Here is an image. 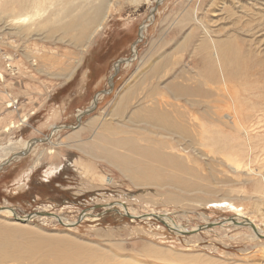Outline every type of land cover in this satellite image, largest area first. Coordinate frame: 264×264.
Returning a JSON list of instances; mask_svg holds the SVG:
<instances>
[{"label":"rangeland","instance_id":"374dc122","mask_svg":"<svg viewBox=\"0 0 264 264\" xmlns=\"http://www.w3.org/2000/svg\"><path fill=\"white\" fill-rule=\"evenodd\" d=\"M110 1L103 29L82 53L81 45L58 34L31 31V35L22 37L0 29V208H12L17 217L45 212L59 216L66 226L77 223L74 227H63L55 219L37 217L30 223L18 224L22 228L14 233L15 239L27 248L40 249L38 258L45 257L48 261L60 258L56 264H68L66 260L70 264H264V239L254 238L255 233L242 222L245 217L264 231V189L258 177L264 175V0ZM193 9L211 37L230 48H226L224 62L230 97H222L221 103L190 96L176 100L174 91L168 88L171 80L185 86L198 84L201 90L198 93L208 87L220 88L218 84L211 85L208 79L209 73L214 72V64L202 61V55L194 51V43L206 36L204 32L192 22L179 28L176 25L186 14L190 20ZM141 29H145L143 36ZM185 37L189 41L177 49ZM128 39L126 58L117 59L118 46L123 41L128 43ZM105 41L101 50L106 51L92 64L93 73V47ZM78 60L80 63L69 80L58 78L61 62L65 67ZM121 61H128V65L117 81L112 74L118 71ZM155 64L161 67L156 71L161 80L147 78L128 111L143 104L146 108L159 104L168 109L173 104L181 111L186 107L189 114L185 118L200 130L221 132L220 145H208L223 150L215 152L217 155L199 143L193 145L197 144L195 148L204 157L170 150L173 140L154 136L155 132H149L152 129L140 132L147 139L164 140V151L182 155L191 172L182 177L197 186L194 191L175 184L135 187L106 162L87 156L89 152L100 153L98 149H88L92 137L100 133L96 126L92 131L77 133L76 138L71 136L80 125L82 130L86 124L89 127L91 120L108 119L105 115L122 89L140 84ZM88 68L87 86H93L97 76L106 75L110 68L111 73L102 87L96 90L89 87L81 94L76 91L75 82ZM175 75H180V79ZM170 90L173 92L169 93ZM146 94L149 97L144 100ZM95 97L98 98L92 106ZM231 98L238 106L243 125L248 124L247 138L216 122L211 117L212 110L207 115L202 108L188 107L185 101L218 106L229 105ZM88 109L90 113L84 114ZM254 114L263 126L254 125L251 129L255 132L250 129L256 122ZM118 122L127 124L121 119ZM61 142L64 144L58 145ZM28 145L29 149L19 154L27 156L25 159L17 162L20 156L12 160L19 152L15 148ZM157 163L155 160L153 165ZM12 164H16V169L6 171ZM32 166L30 175L13 183L17 173ZM229 166H236L239 172L236 174ZM154 171L151 175L161 172L157 166ZM162 173L174 176L176 170L168 168ZM122 205L136 216L131 219L124 216ZM82 212L87 215L78 221ZM149 214L161 219L166 215L168 222L187 232L210 223L226 224L184 236L169 230L166 220L137 219ZM231 219L239 224L233 225ZM12 222L10 217L0 215V235L7 239L12 238L7 230Z\"/></svg>","mask_w":264,"mask_h":264},{"label":"bare ground","instance_id":"6f19581e","mask_svg":"<svg viewBox=\"0 0 264 264\" xmlns=\"http://www.w3.org/2000/svg\"><path fill=\"white\" fill-rule=\"evenodd\" d=\"M0 5H1L0 29L3 30L5 29L7 32L9 31L8 33L13 32L15 35L22 37L31 35L30 34L31 31H34L37 34H39V32L41 33L44 32L46 34H51V35L58 34L60 35L61 38H67L69 40H73L75 44L81 45L79 50H81L82 53L85 50H87V48L91 44L90 42L93 41L95 35L100 30L103 29L104 24L108 19L109 9L111 8L112 4L110 0H0ZM197 14H198L197 10L193 9L192 14L190 15L191 17L190 20L187 19L189 15L186 14L183 18H181V21L179 23L176 22L175 23L179 28V25L186 26L187 24H189V22L190 23L192 22L196 24L199 27V29H201L204 32L206 36L202 37L200 41L198 40V42L195 41L196 43H194L195 46L194 51L196 52L198 51L202 55L201 56L202 61H208L214 64V72L209 73L208 79L210 84L213 83L216 86L218 84L220 88L208 87L207 91L198 93V91H201L199 89L198 84L194 86H190V85L185 86L183 83H178L176 82V80L175 81L171 80L169 81L170 84L168 88L173 90L175 93L171 90H170L171 92L169 93L173 92L174 99L176 98V100L181 99L184 96L185 97L190 96V98L192 97L211 98V102L215 100L217 103H221L222 97H228V98L230 97V93H229L230 84L228 79L229 77L226 73V67L224 66L225 53L227 52L226 48H228V50L230 48L228 47L227 44L224 45L219 40L211 37L207 28L203 25L202 19L199 18ZM168 20H169L168 22H170V19ZM142 30L143 29H141V31ZM144 30L143 32H141L142 36L144 35ZM164 34L165 33H163V35ZM186 40H188L187 37H185V39H182V42L178 44L176 48L177 49L180 48L184 43V41ZM135 54L136 51H134V56ZM79 63L80 62L78 60L76 63H72L64 67L63 66L64 63L61 62L62 68L59 70L58 78H60L64 82L66 80H69L73 75L76 67L79 65ZM125 64H128V61H125ZM151 67L148 69L146 75L144 74L146 79H143V81L140 84L134 83L133 86L127 85L124 89H122L123 91L118 95L116 102L112 106V109L107 113V115H105L106 117H109L108 119L103 117L100 118L96 117L97 119L88 122L89 127L86 124V128L83 129L82 127V130H80L81 129V125H80V127L76 130V133H73V135L71 136L73 138H76V136H78L76 135L77 133H82L83 131L89 132L90 130L92 131L93 128L96 126L100 130V133L92 137L93 143H91L88 149L89 150L98 149L100 153L95 154L94 152H89L87 156H91L90 158L92 159H97L106 162L107 164L112 166L115 170H117L122 175L123 178L127 179L128 182H130L135 187L147 186L150 184H160L162 187L163 186L171 187V185L175 184L185 188L187 191L188 190L194 191L196 190L197 186L193 183H190L192 181H188L187 179L182 177V175L184 174L191 173L189 172V169L186 166V163L182 155L177 153L176 154L168 153L164 151V147H165V143L163 142L164 140L163 141H159L155 139L150 140L144 136H141L140 132L147 133V131L152 129V131L150 130L149 132L152 133L155 132L154 136H158L164 139L170 138L173 140L174 144L172 146L169 145L170 150H176L177 152L184 153V155L191 153V155H196V156L200 155V157L201 156L204 157L203 155H201L202 151L200 152V150L195 148L197 144L195 147L193 145H195V143H199L205 146V148L207 147L209 149V152H213V153L222 152L223 150L221 149H216V150L212 149V147L215 144L220 145L219 142L221 141H218L220 140L219 136L221 135L219 128H221L222 126L219 127L218 128L219 130L217 131L215 130L206 131L205 129L200 130L199 128H197L198 126H195L193 124L192 120L190 121L188 118H185L188 117L187 115L189 114V112H187L186 107H184V110L181 111L180 109L178 110L177 108H175V106L173 107V104L172 107H170L169 109L159 104L151 105L150 107L146 108L145 104H143V106L139 107L137 110L128 111L129 109L128 107H131L133 101H137L136 97L139 95L138 92L143 90V85L146 83L147 78L153 80V78L160 77L156 73V71H158L161 67L157 64H155L154 67L152 68ZM161 77L159 78L160 80ZM174 77L180 79V75H175ZM136 78L138 77H133L132 79H136ZM156 86H159V84H157ZM158 88L159 87H155V89ZM148 97L149 95L146 94L144 100L148 99ZM97 98L98 97L94 98L92 106L95 105ZM153 100H155V98ZM190 100L187 99L185 100L188 103L187 105L188 107L202 108L207 115L212 113L213 115L211 117L216 122H219L221 125L227 128L228 130L230 131L235 130V132L240 133V135L244 136V138L248 137V133L250 131L249 127H247L248 124L247 126L243 125L244 123H242L237 110L238 106L236 107V102L232 98L231 101L229 100L230 101L229 105L220 104L221 106L220 105L216 106V104L202 105L201 103L200 104L202 106H199L195 100H192L195 101L194 103ZM166 104H169V102ZM209 109L212 110V112L209 113L208 112ZM81 114L82 112H80V115ZM244 118L247 121L248 118L246 117ZM118 119H121V121H126L127 124L125 125V122H122L124 123V125H122L121 122L120 123L118 122ZM254 119H256V122L251 124L250 129L254 125H257L258 127L261 125L260 120L258 119V115H255ZM198 122L200 124V120ZM250 122H252V120H250ZM112 123H115L116 125L122 127L115 128L114 126L116 125L114 124L112 125ZM199 126H201V124ZM8 129H4V131H8ZM68 139H70V137ZM63 144L64 143L61 142L58 145H63ZM208 145H211L212 147H208ZM29 147L30 146L28 145L27 147L24 146L23 148H19V147L15 148V150H19V152L13 155L12 160L19 158L21 156L19 154L28 150ZM119 150H123L122 153H120ZM155 160L156 162H158L157 163L158 165L157 164L153 165ZM144 164H146L145 167L143 166ZM156 166L161 170V172L160 173L158 172L155 175H151V172L154 171V168ZM236 166L235 167L229 166V167L237 174L239 170ZM168 168L170 169L174 168L176 170L174 176H170V175L166 176L165 174L162 173V171L164 172ZM258 177H260V182L262 183V187L264 189V175L260 174L258 175ZM182 178L185 180H183ZM207 189L210 188L207 187ZM121 207L124 206L122 205ZM124 210H125L124 214L131 216V218H134L136 216L132 212L128 211L127 208H125ZM0 215H4L5 217H10L11 220H13L14 222V223L12 222L13 224L10 223L11 225L8 224L9 228H7L9 232L8 234L12 237L11 239H7L4 236L0 235V264L58 263L60 258L58 259V261L57 260L48 261L46 260L45 257L38 258L37 255L41 253L40 249L27 248L21 242L15 239L16 236L14 235V233L18 232L19 228H22L21 225L18 226V224L30 223L34 218L37 217H31L29 221H25L24 219L25 216H23V218L18 217L20 220L17 221L14 219L15 216L13 215V213L8 210L0 211ZM86 215L87 213H85L83 216L86 217ZM151 215L153 214H149V216ZM165 216L166 215H164V218H162L161 220L165 221L166 220ZM242 219H244L242 222H246L249 228L250 226L248 225L247 222L253 224L252 221L245 219V217H243ZM59 221L62 220H60L59 218L58 222ZM165 222L169 224L171 229L177 230L180 233L187 232L183 228L177 227V225L175 226L170 222H168L167 220ZM3 223L6 224L5 222ZM253 225L256 229V234H253L254 238H257V234L264 236V231H261L255 224ZM35 258H37L36 261ZM27 261L29 262L27 263ZM66 262L68 264L71 263L68 260H66ZM89 263L92 264L91 262Z\"/></svg>","mask_w":264,"mask_h":264},{"label":"crops","instance_id":"0c3cea01","mask_svg":"<svg viewBox=\"0 0 264 264\" xmlns=\"http://www.w3.org/2000/svg\"><path fill=\"white\" fill-rule=\"evenodd\" d=\"M119 29H121L122 30V28H119ZM124 37H126V36H124ZM128 41V43L127 42H122V44H120V46H118V52L116 53V55H115V57H117V59H120V60H122V59H124V58H126L125 56H126V54H125V52L124 51H129V49L127 48V45L129 46L130 45V41H129V39L127 40ZM104 44H101V43H97V44H95V46L93 47V56H91V69H92V72L94 73V71H93V63H97V61H98V59L101 57V55L103 54V53H105V51L106 50H104V49H102L101 50V47H103V45H105L106 44V41L105 42H103ZM116 59V60H117ZM100 60V59H99ZM127 65L128 64H125V61H121L120 62V65H119V68H118V71H115L112 75L113 76H115L116 77V80L118 81V80H120L121 78H122V76H123V74H124V72H125V69H126V67H127ZM112 68V67H111ZM111 68L110 69H108V71H107V73H106V75H104V74H100L99 76H97V79H96V81H95V84L93 85V86H89V84H88V86H87V83H88V75H89V73H90V70H89V68L88 69H86V71H84V73L81 75V77H79V78H77V82H75V89H77L76 91L77 92H79V91H81L80 93L82 94V92L84 91V90H86V88H88L89 89V87L91 88V90H96V89H98V88H100V87H102V85H103V83H104V81H105V78L107 79V78H109V74L111 73ZM94 77V75L91 77V78H93ZM74 85V84H73ZM77 95H80V94H77ZM93 99V97L91 98V100ZM91 100H90V102H91ZM27 156H21L18 160H16L17 162L18 161H20V159H25ZM22 161V160H21ZM16 164L14 165V164H12V166L10 167V168H8L6 171H8V170H11V169H13V170H15L16 168ZM32 169H34V166H32V167H29L28 169H24V170H22V171H20L19 173H17L16 175H15V177H14V179H13V183L15 184L16 183V180H22L26 175H30L31 173H32ZM13 184V185H14Z\"/></svg>","mask_w":264,"mask_h":264},{"label":"water","instance_id":"95a60500","mask_svg":"<svg viewBox=\"0 0 264 264\" xmlns=\"http://www.w3.org/2000/svg\"><path fill=\"white\" fill-rule=\"evenodd\" d=\"M91 109H88L84 112V114H88L90 113ZM83 115V114H82ZM105 207V206H104ZM98 208V207H96ZM3 210H8L10 212L13 213V215L15 216L14 219L19 221L20 219L15 215V211L12 209V208H7V207H1L0 208V211H3ZM86 212V211H85ZM85 212H82L81 215L79 216L78 218V221H81L83 218H84V214ZM15 213V214H14ZM126 216L127 218H130L131 219V216L129 215H124ZM17 217V218H16ZM31 217H46V218H53L55 220H59V216H56L55 214H52V213H45V212H36V213H33V214H29V215H26L25 216V221H29L31 219ZM154 218L156 220H158L159 222H162L161 221V216H158V215H151V216H147V215H144V216H141V217H137V219H146V218ZM21 218V217H20ZM23 218V217H22ZM230 222L233 224V225H237L238 223L234 221V219H231ZM59 223L60 225H62L63 227H74L77 223H74L73 226H66L64 224L61 223V221L57 222ZM248 225L250 226V228L252 229V231L256 234V229L254 227L253 224H251L250 222H247ZM225 221L224 222H218V223H210V224H207V225H203V226H199L197 227L196 229L194 230H191L190 232H185V233H180L179 231L177 230H174V229H169L171 231H173L174 233L178 234V235H184V236H191V235H194L198 232H201V231H205V230H209L211 228H216V227H223L225 225ZM247 226V225H245ZM257 238L258 239H264V236L260 235V234H257Z\"/></svg>","mask_w":264,"mask_h":264}]
</instances>
